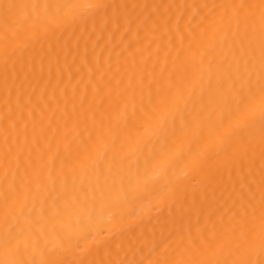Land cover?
I'll use <instances>...</instances> for the list:
<instances>
[{
	"label": "bare ground",
	"instance_id": "1",
	"mask_svg": "<svg viewBox=\"0 0 264 264\" xmlns=\"http://www.w3.org/2000/svg\"><path fill=\"white\" fill-rule=\"evenodd\" d=\"M0 264H264V0H0Z\"/></svg>",
	"mask_w": 264,
	"mask_h": 264
}]
</instances>
